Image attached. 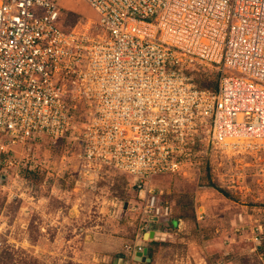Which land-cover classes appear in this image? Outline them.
<instances>
[{"label": "built area", "instance_id": "2783aa9c", "mask_svg": "<svg viewBox=\"0 0 264 264\" xmlns=\"http://www.w3.org/2000/svg\"><path fill=\"white\" fill-rule=\"evenodd\" d=\"M82 1L93 22L69 23L57 0H0L1 168L59 150L75 183L125 173L152 216L158 177L199 183L202 168L264 203V0ZM210 70L216 89L197 82Z\"/></svg>", "mask_w": 264, "mask_h": 264}, {"label": "rangeland", "instance_id": "374dc122", "mask_svg": "<svg viewBox=\"0 0 264 264\" xmlns=\"http://www.w3.org/2000/svg\"><path fill=\"white\" fill-rule=\"evenodd\" d=\"M57 2L69 23L95 19L82 0ZM206 74L217 77L214 70ZM25 149L16 144L11 154L22 158ZM60 152L35 149V160L47 162L30 170L34 176H24L21 165H0V264H143L144 243L152 257L144 264H264V203L227 189L233 198L225 196L208 185L205 168L199 183L158 177L159 206L152 216L147 193L142 197L125 173L103 168L96 181L75 183L59 170ZM144 223L159 224L158 237L142 232ZM135 244L143 249L135 253Z\"/></svg>", "mask_w": 264, "mask_h": 264}, {"label": "trees", "instance_id": "16d2710c", "mask_svg": "<svg viewBox=\"0 0 264 264\" xmlns=\"http://www.w3.org/2000/svg\"><path fill=\"white\" fill-rule=\"evenodd\" d=\"M212 76L210 74H205L203 79H200V80H197L198 84L201 86V87H206V88H210V89H216L217 88V79H212L211 78ZM25 172H29V174H35V171H30L29 169H24L23 171V174ZM31 172V173H30ZM25 176V174H24ZM208 185H211V186H215V184L213 183L212 179H211V175L208 173ZM225 196L229 197V198H233V196L225 189H219ZM171 224L173 227L176 226L177 224V221L176 219H172L171 220ZM263 248V247H262Z\"/></svg>", "mask_w": 264, "mask_h": 264}, {"label": "crops", "instance_id": "0c3cea01", "mask_svg": "<svg viewBox=\"0 0 264 264\" xmlns=\"http://www.w3.org/2000/svg\"><path fill=\"white\" fill-rule=\"evenodd\" d=\"M141 229H142V232H145L146 234H150V236L152 235L153 238L158 237L156 235H158L159 232L162 230V228L159 226V224H156V223L153 224L152 227H148V225L146 224V225L142 226ZM144 238H145V236H144ZM142 245H143L144 249H146V244L144 243ZM147 250H148V257H145V261L146 262L152 260V257H149V255H150V248H147ZM147 258H149V260H147ZM146 262H144V263H146ZM141 263H143V262H141Z\"/></svg>", "mask_w": 264, "mask_h": 264}, {"label": "water", "instance_id": "95a60500", "mask_svg": "<svg viewBox=\"0 0 264 264\" xmlns=\"http://www.w3.org/2000/svg\"><path fill=\"white\" fill-rule=\"evenodd\" d=\"M152 236V235H151ZM144 252H142V254L144 253V255L147 254V248L143 250ZM147 260H149V258H147Z\"/></svg>", "mask_w": 264, "mask_h": 264}]
</instances>
